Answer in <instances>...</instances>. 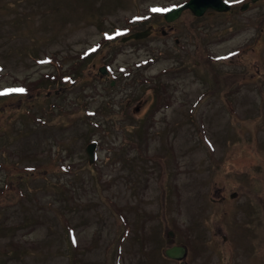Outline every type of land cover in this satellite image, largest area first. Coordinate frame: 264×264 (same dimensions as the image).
Instances as JSON below:
<instances>
[{"label":"rangeland","instance_id":"374dc122","mask_svg":"<svg viewBox=\"0 0 264 264\" xmlns=\"http://www.w3.org/2000/svg\"><path fill=\"white\" fill-rule=\"evenodd\" d=\"M180 1L0 0V85L25 89L0 96V264H181L165 240L184 264H264V0L239 18H146Z\"/></svg>","mask_w":264,"mask_h":264},{"label":"water","instance_id":"95a60500","mask_svg":"<svg viewBox=\"0 0 264 264\" xmlns=\"http://www.w3.org/2000/svg\"><path fill=\"white\" fill-rule=\"evenodd\" d=\"M219 5L220 6H214L215 8H223L224 5L221 0H186L182 4L178 5L177 7H174L172 9H169L166 13H164L165 19L169 20L172 19L174 16H177V14L181 11V9L188 8L194 15H200L203 10L210 5ZM147 32V29L141 30V31H135L127 35L126 37H140L145 35ZM92 143H88L85 146V152L87 154V158L89 161L92 159ZM184 252V248L181 245H171L167 248H165L164 253L171 257H180L182 256Z\"/></svg>","mask_w":264,"mask_h":264},{"label":"trees","instance_id":"16d2710c","mask_svg":"<svg viewBox=\"0 0 264 264\" xmlns=\"http://www.w3.org/2000/svg\"><path fill=\"white\" fill-rule=\"evenodd\" d=\"M25 114H27L26 112H25ZM28 115V114H27ZM144 120H145V118H144ZM151 123H153L152 121H151ZM145 133H148V128H147V124H145ZM145 143H146V141H145ZM258 148L261 150V151H264V148L263 147H261L260 145H258ZM125 159H128L127 158V155L125 156ZM161 163L164 165V160L161 158ZM50 162H41L40 163V165H41V168H50V167H52V166H50ZM34 166H28V167H24V170H25V172H27V170H29V168L30 169H32ZM89 167L91 168V171H92V174H93V179H92V182H93V184H94V186L96 187V191H97V188H98V186H99V183L97 182V181H95V166H92L91 164H89ZM59 169H60V167H59ZM44 170V173H46V170L45 169H43ZM52 172H57L54 168H51L50 169ZM107 173V172H106ZM41 177H43L44 179H45V177L44 176H41ZM23 177H21V179H22ZM110 178V176H109V174L108 175H106V179L108 180ZM163 187H164V190H165V193H164V195H165V197H163L161 200H160V206L162 207V214H163V216H162V218H161V220L162 221H164V220H166L165 219V208H166V200H167V188H166V185L165 184H163ZM20 193H21V190L18 188V189H16L15 191H12V192H9V193H6L5 195H6V197L9 199V198H11V197H14V196H17V197H19V195H20ZM99 195V194H98ZM101 199V202H100V200H99V204L100 205H102L103 206V208L104 209H106L110 214H113V215H115V212H114V210H113V207H110L109 206V209H108V207H107V205H106V202L107 201H105V197L102 195V194H100L99 196H98V199ZM96 201V200H95ZM98 204V205H99ZM141 215V214H140ZM150 217V214H149V212H147L146 214H145V220H147L148 218ZM138 218H140V216L138 217ZM137 218V219H138ZM136 219V217H135V220L134 221H136L137 220ZM35 223H38L37 221H34ZM117 222H118V224H119V227H121L122 225H123V223H124V220H123V218L121 217V215L120 216H118L117 217ZM124 230H126V229H124ZM134 233V232H133ZM67 248V247H66ZM74 250V248H72V249H70V248H67V251H69V256H71V257H73V254H74V252L75 251H73ZM109 257L108 256H106V264H110V262H109ZM105 261V260H104Z\"/></svg>","mask_w":264,"mask_h":264},{"label":"flooded vegetation","instance_id":"af4514ba","mask_svg":"<svg viewBox=\"0 0 264 264\" xmlns=\"http://www.w3.org/2000/svg\"><path fill=\"white\" fill-rule=\"evenodd\" d=\"M231 2H228V4H225L224 7L220 9L206 8L201 15L195 16V18H239L238 13L241 12L242 2L238 4H236L237 2L235 1ZM246 7H248V5ZM148 25L152 27V23H148L147 26ZM168 25L171 27L170 23H168ZM161 31L164 32L162 29Z\"/></svg>","mask_w":264,"mask_h":264},{"label":"snow or ice","instance_id":"6c2138e0","mask_svg":"<svg viewBox=\"0 0 264 264\" xmlns=\"http://www.w3.org/2000/svg\"><path fill=\"white\" fill-rule=\"evenodd\" d=\"M154 11H156L155 9H154ZM75 242V241H74Z\"/></svg>","mask_w":264,"mask_h":264}]
</instances>
